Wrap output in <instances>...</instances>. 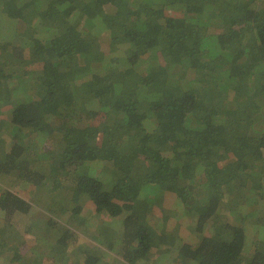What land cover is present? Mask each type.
Wrapping results in <instances>:
<instances>
[{
    "label": "trees",
    "instance_id": "trees-1",
    "mask_svg": "<svg viewBox=\"0 0 264 264\" xmlns=\"http://www.w3.org/2000/svg\"><path fill=\"white\" fill-rule=\"evenodd\" d=\"M0 122V178L19 182L0 189L7 220L42 206L38 230L67 247L70 205L124 216L122 257L84 248L80 264L149 258L169 192L198 234L174 264H264L245 228L264 231V0H0ZM24 235L6 221L0 250L21 259Z\"/></svg>",
    "mask_w": 264,
    "mask_h": 264
},
{
    "label": "rangeland",
    "instance_id": "rangeland-1",
    "mask_svg": "<svg viewBox=\"0 0 264 264\" xmlns=\"http://www.w3.org/2000/svg\"><path fill=\"white\" fill-rule=\"evenodd\" d=\"M216 31L220 34L224 32L222 28ZM4 119L9 120L10 113L7 114ZM3 125V122H0V128H2ZM222 166L224 167L221 162L220 164H216L215 168L217 172L221 170L219 168ZM220 175L221 177H223V175L226 177L225 171L221 172L218 177H220ZM13 180L14 185L10 187L12 186ZM18 184L19 182L16 181L15 177L7 176L6 178H0V189L10 188L15 190ZM229 184L228 187L232 188L233 181L229 182ZM150 186V184H147V186L144 185L143 188H149ZM230 190L228 196L225 197V201L227 202L234 196L233 188ZM188 194L189 196L192 195L191 192ZM48 198L49 196L44 195L41 200L46 202ZM176 200H178V198L175 199L173 193L169 192L166 195H159L156 200L158 202L155 205L153 204V209L155 208L154 211L156 213L152 211L150 220L156 227L155 229L160 237V242L152 250V260L146 258L145 261L140 260L138 264H154L153 261L155 260L156 264H169L170 262L174 264L175 256L173 255L172 259H169L167 253L171 252V254H173V247L178 250L177 238L189 240L192 239L194 235L198 237V234L194 232L193 229L196 227V217L192 215L187 216L184 222L183 216L187 207H185L184 203H178ZM81 203L82 209L80 210L79 216H76L75 219L70 216L73 215V211L70 209L72 207L71 205L70 208H68V212L64 214L63 222L70 219L66 224L76 234V238L71 236L68 240L74 241L77 239L76 242L70 243L67 247L63 246L57 240L56 237L60 235L61 232L54 227L50 229V233H48L47 230H38V226H45L47 224L50 216L42 206L36 204L27 215L15 214L12 220H7L8 217H6V214L0 210V226L3 227L6 221L13 223L16 230L21 233L24 232V239L27 242L21 247L19 253L20 257H22L21 259L18 258L15 260V252L11 250V247H3L1 249L2 251L0 250L3 252L0 254V264H80L84 256V248H89L95 252L97 250H102L105 254L107 253L109 261H112L114 258H121L124 250L121 241L123 232L122 221L124 216L112 217L105 212L97 213L93 202L89 198H84V203L82 201ZM228 207L229 205L225 204L219 209L216 217L220 223H224L222 220L230 217V215L228 217ZM260 207L264 210V202L260 203ZM257 219L258 217H256V215L252 216L246 222L245 228L250 242L253 240L256 241L260 246L259 248L264 251V231L262 228L259 230L256 228L255 224ZM77 221L84 222H82L83 224H78ZM238 221L239 220H235L234 222ZM179 222H184V224L179 225ZM51 235H55L56 237H50ZM253 248L251 252H247L248 254L250 253L249 257H251ZM43 251L46 252L44 255L46 258L44 260L41 256ZM42 261L44 262L42 263Z\"/></svg>",
    "mask_w": 264,
    "mask_h": 264
},
{
    "label": "crops",
    "instance_id": "crops-1",
    "mask_svg": "<svg viewBox=\"0 0 264 264\" xmlns=\"http://www.w3.org/2000/svg\"><path fill=\"white\" fill-rule=\"evenodd\" d=\"M156 246H157V245H156ZM156 246H155V247H156ZM155 247H153V249H154ZM153 249H152V250H153ZM151 253H152V251H151ZM160 257H161V256H160ZM149 259L152 260V254H150ZM153 260H155V259H153ZM144 261H145V260H144Z\"/></svg>",
    "mask_w": 264,
    "mask_h": 264
}]
</instances>
